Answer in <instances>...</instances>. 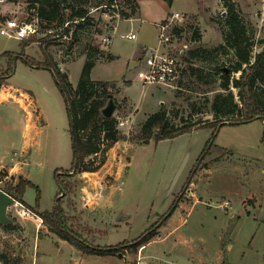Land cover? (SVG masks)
Returning a JSON list of instances; mask_svg holds the SVG:
<instances>
[{"label": "rangeland", "instance_id": "1", "mask_svg": "<svg viewBox=\"0 0 264 264\" xmlns=\"http://www.w3.org/2000/svg\"><path fill=\"white\" fill-rule=\"evenodd\" d=\"M231 1L256 54L262 49L257 42L264 38V0ZM39 5L40 0H0V22L15 18L33 24L36 41L25 47L23 54L37 62L50 56L74 88L85 54L91 49L115 56L104 59L97 52L91 79L121 81L129 75L134 79L138 63L133 54L139 45H156L153 24L167 12L184 14L176 33L178 44L187 45L186 56L194 49L206 51L200 58L185 61L200 70L199 78L185 77L181 90L165 87L159 105L154 104V86L144 85L140 78L126 90L136 106L115 93L120 107L114 116L129 123L118 128L123 138L108 149L98 169L71 175L72 189L59 194L68 225L94 244L114 246L139 237L161 216L168 215L176 202L144 252L153 257H145V264H264L262 120L219 127L214 145L220 149L202 157L211 129H195L157 143L151 139L147 145L137 140L141 124L161 107L174 126L213 119L211 101L216 94L225 93L220 69L228 70L234 61L231 49L219 48L226 31L223 1L142 0L140 15H134L132 21L117 20L114 31L105 26L99 11L81 28L78 20L64 25L59 20L46 23L36 16ZM94 5L91 1L84 7L89 10ZM76 6V0H63L62 12L68 16ZM66 27L68 34L63 33ZM129 32L135 33V41L119 37ZM106 34L112 36L109 49L100 41ZM20 43L0 36L4 52L20 53ZM14 57L13 73L0 86V188L6 189L22 176L38 187L39 210L51 211L60 191L54 172L68 170L72 162L69 116L51 72ZM229 90L237 101V90L231 86ZM100 158H93L95 165ZM23 200L34 206L35 188L26 187ZM224 200L230 202V209L220 208ZM8 215L16 227L4 229L0 225V264H4L2 255L19 257L20 264L33 260L35 264H137L140 259L141 247L136 254L128 248L117 255L83 254L49 233L42 220L19 202L9 207Z\"/></svg>", "mask_w": 264, "mask_h": 264}, {"label": "trees", "instance_id": "2", "mask_svg": "<svg viewBox=\"0 0 264 264\" xmlns=\"http://www.w3.org/2000/svg\"><path fill=\"white\" fill-rule=\"evenodd\" d=\"M91 1L94 2V6L101 3V0H76L78 6L71 7L70 14L66 16L62 12L63 0H40V5L37 7L35 13L38 19L46 21V23L59 20L60 24L64 25L66 22L71 23L72 21L78 20L81 22L79 26L81 28L83 24H89L92 20L87 17L88 9L84 7V4ZM222 1L226 9L224 12L226 31L222 33L224 44L219 48L226 46L231 49L234 61L228 70L224 68L220 69L223 79L221 87L225 90V93L221 92L216 94L211 101L210 109L213 113V119L196 121L190 124L182 122L180 125L174 126L169 122L167 110L161 107L157 112L149 115L141 124L137 140L142 145H147L151 139L157 143L164 139L175 138L195 129H211V136L200 156L202 157L204 154L210 153L212 149H220L214 145L219 127L223 125L248 124L257 119V117L264 116V38L257 42L259 45H262V49L256 54H253L254 42L247 32L234 2L231 0ZM136 11L137 5L134 2L131 5V15H135ZM123 15L127 16L126 18L129 16L128 14ZM63 33H69L68 27L63 29ZM74 40H78L76 33H74ZM34 41L36 39L32 35L29 38L21 40L20 53L5 51L1 54L2 57H6L7 64L5 71H0V86L13 73L14 55L22 57L24 63L30 67L46 69L51 72L65 100L69 116L72 149L70 168L68 170H56L54 172L60 189L57 194L58 197L62 190L68 194L72 189V184L70 183L71 175L75 176L83 172L96 171L105 161V155L108 149L119 139L123 138L117 128V117L113 115L110 118H106L102 114V109L105 108L110 98L113 99L116 109L120 107L115 99V82L92 80L90 77V70L98 60V57L95 55L97 52L98 56L104 59L113 58L109 54L104 55L103 51H94L91 49L90 52L85 54V63L80 79L74 88L68 80L67 73L62 71L50 56L47 55L42 62H37L23 54L25 47ZM202 52L204 53L206 51L200 49L191 50L187 56H184V61L191 60L192 58H200L202 57ZM199 71L197 68L189 65L184 73V78H190L194 75L199 78ZM236 73L239 76H232ZM180 85L182 86L183 82ZM230 86L237 90V101L235 100L234 93L229 90ZM99 156H101L100 163L95 165L93 158ZM26 187H33L36 190V202L34 206L27 204L23 200ZM3 190L7 193L15 192L17 194V202L30 212L35 213L42 220L43 225L47 227L49 233L67 242L83 254L97 256L123 254L125 248H128L130 253L136 254L138 248L149 243L158 234L157 231L160 226L166 222L177 206V203L174 202L169 209L170 213L168 215L161 216L156 223L132 241H123L114 246H102L88 241L80 232H77L71 225H68V218L61 206L62 199H56V205L51 211H40L38 205V187L22 176L18 178L17 183L10 184ZM2 227L4 229H14L16 225ZM1 258L4 264L21 263L19 257L2 255Z\"/></svg>", "mask_w": 264, "mask_h": 264}, {"label": "built area", "instance_id": "3", "mask_svg": "<svg viewBox=\"0 0 264 264\" xmlns=\"http://www.w3.org/2000/svg\"><path fill=\"white\" fill-rule=\"evenodd\" d=\"M134 2V0H101L99 5L93 6L88 10L87 17H91L93 12L99 11L105 26L114 31L117 20H123L124 18L130 21L133 20L134 15H131V5ZM123 14H128V18ZM183 22L184 14L175 11L169 13L164 20L154 24L157 29V43L155 46L145 49L144 60L147 72L143 80L144 84L181 90L182 86L180 83L187 70V65L184 61L187 45L185 43L178 44L179 35L176 32H178ZM36 31L37 29L33 24L19 21L15 18L5 19L0 22V36L9 39L22 40L34 35ZM119 37L128 40L136 39V35L133 32L121 34ZM111 39L112 36L106 34L101 36L100 41L105 48H109ZM128 123V120H118L117 128L125 127ZM230 207L228 200H224L220 204L221 209H230Z\"/></svg>", "mask_w": 264, "mask_h": 264}, {"label": "crops", "instance_id": "4", "mask_svg": "<svg viewBox=\"0 0 264 264\" xmlns=\"http://www.w3.org/2000/svg\"><path fill=\"white\" fill-rule=\"evenodd\" d=\"M135 1V4L137 5V11H136V14L137 15H140V13L142 12L143 10V7H142V0H134ZM135 14V15H136ZM169 14V12H167V14H165L164 16L160 17L154 24L164 20L166 18V16ZM153 24V25H154ZM111 30V29H110ZM136 40V39H135ZM134 40V41H135ZM133 41V40H132ZM155 46V45H154ZM148 46L146 45H139L138 49L136 50V52L133 54L134 56V59L136 60V63H138V65L135 67V72L133 73V76H134V79L131 77L130 78V75L129 76H126L124 77L121 81H118V80H105V79H99V78H92V80H100V81H108V82H115L116 84V93L119 94L120 97L122 98H126L131 104H133V107L136 106V104L134 103V101L127 96V93H126V90L128 88H130V86L133 84V81H135L137 78H140V82L143 83V80L146 76V72H147V66L145 64V60H144V53H145V49L147 48ZM153 47V46H151ZM109 49V48H108ZM4 51L0 50V62H1V70H3L5 67H6V64H7V59L6 57H2L1 54L3 53ZM16 53V52H14ZM107 54H109L110 56H112V58H115V56L113 54H111V52H107ZM99 62V61H98ZM97 62V63H98ZM141 64L144 66L142 67ZM63 64H61L62 66ZM62 70V69H61ZM92 73V72H91ZM144 84V83H143ZM144 85H147V84H144ZM149 86H154V88L151 90L152 92V96H155V99H154V104L156 103L157 105H159L161 103V97H162V93H163V89H167L163 86H156V85H149ZM153 91H155V95H153ZM0 96H1V93H0ZM116 97V96H115ZM1 98V97H0ZM2 100V99H0ZM1 102V101H0ZM135 104V105H134ZM153 104V105H154ZM153 112V111H152ZM13 168H11L12 170ZM15 169V168H14ZM3 190V189H2ZM18 203V202H17ZM152 240L147 243L146 245H144L143 247L140 248L139 250V253H138V256L140 257L139 261L137 264H145V257H148V258H153L152 255H144L145 251L148 249V247L150 246ZM35 263V261L33 260L31 264ZM23 264H27L26 262L23 263ZM29 264V263H28Z\"/></svg>", "mask_w": 264, "mask_h": 264}, {"label": "water", "instance_id": "5", "mask_svg": "<svg viewBox=\"0 0 264 264\" xmlns=\"http://www.w3.org/2000/svg\"><path fill=\"white\" fill-rule=\"evenodd\" d=\"M14 59H16V57H14ZM115 111H116V105L113 99L110 98L105 108L102 109V114L104 117L110 118L111 116L114 115ZM257 119H260L262 120V122H264V116H259L257 117ZM180 171L181 169L178 171V174L180 173ZM64 194L65 192L62 190L60 196H63ZM16 203H17V194L15 192L7 193L0 188V225L6 226L13 224L12 219L8 215V209L11 205H14Z\"/></svg>", "mask_w": 264, "mask_h": 264}]
</instances>
